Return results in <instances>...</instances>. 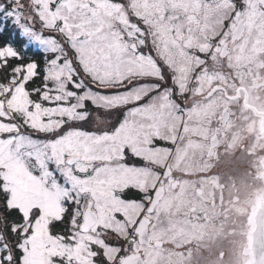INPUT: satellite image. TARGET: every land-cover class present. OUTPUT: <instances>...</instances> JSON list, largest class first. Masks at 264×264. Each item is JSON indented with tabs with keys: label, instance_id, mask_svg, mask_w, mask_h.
Segmentation results:
<instances>
[{
	"label": "snow or ice",
	"instance_id": "snow-or-ice-1",
	"mask_svg": "<svg viewBox=\"0 0 264 264\" xmlns=\"http://www.w3.org/2000/svg\"><path fill=\"white\" fill-rule=\"evenodd\" d=\"M261 90L264 0H0V264H192L264 183Z\"/></svg>",
	"mask_w": 264,
	"mask_h": 264
},
{
	"label": "flooded vegetation",
	"instance_id": "flooded-vegetation-1",
	"mask_svg": "<svg viewBox=\"0 0 264 264\" xmlns=\"http://www.w3.org/2000/svg\"><path fill=\"white\" fill-rule=\"evenodd\" d=\"M253 95L255 96L256 93H253ZM259 95L261 97L260 102H264V90H261ZM244 142L247 143L248 141L245 140ZM217 171H219V169L214 168L209 175ZM221 183L223 185L222 191L225 206H229V201H235L233 211L230 213L227 221L221 218L215 222L217 232L214 233L213 238L216 236H219L220 238L217 244L210 245V247H199L198 255L193 259L192 264H232L234 256L239 252V242L241 237H239L238 234L235 236H227L226 238L225 236L229 230L233 227H237L239 222L243 219L235 212V209L245 208L247 206V201L255 199L258 193L264 192V183L254 180L250 175H245L244 165L238 166L233 175L229 177L227 181L222 180ZM220 195L221 190L217 189L216 198L218 201ZM221 251L224 252L223 261L219 259V253Z\"/></svg>",
	"mask_w": 264,
	"mask_h": 264
}]
</instances>
